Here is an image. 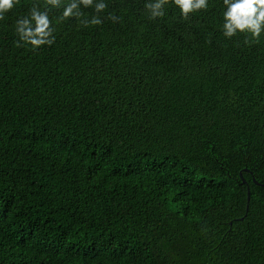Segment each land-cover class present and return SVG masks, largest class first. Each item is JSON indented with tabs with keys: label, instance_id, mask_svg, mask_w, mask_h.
I'll return each mask as SVG.
<instances>
[{
	"label": "trees",
	"instance_id": "trees-1",
	"mask_svg": "<svg viewBox=\"0 0 264 264\" xmlns=\"http://www.w3.org/2000/svg\"><path fill=\"white\" fill-rule=\"evenodd\" d=\"M69 2L51 45L15 31L44 0L0 20V264H264V33Z\"/></svg>",
	"mask_w": 264,
	"mask_h": 264
},
{
	"label": "clouds",
	"instance_id": "clouds-1",
	"mask_svg": "<svg viewBox=\"0 0 264 264\" xmlns=\"http://www.w3.org/2000/svg\"><path fill=\"white\" fill-rule=\"evenodd\" d=\"M20 0H0V20H4L5 13L11 11ZM170 0H156L155 3H146L145 9L149 12V18L155 19L164 16V5ZM62 0H44L45 11H40L37 4L33 3L27 15L17 19L15 31L19 40L30 44L34 49L42 45H51L55 41L52 27V21L48 16L47 6L59 8ZM184 18L190 13L206 10L208 0H171ZM80 6L84 8H94V12L102 13L107 4L103 0L94 3V0H70L63 7L62 14L57 18V22L70 17H81L83 13ZM224 11L222 13V33L226 38L235 36L238 32L245 33L251 38V41L258 42L262 33H264V0H223ZM107 19L118 22L119 17L109 13ZM85 26L101 25L103 20L99 15H93L90 20H81ZM250 40L246 38L245 43ZM17 46H21L17 42Z\"/></svg>",
	"mask_w": 264,
	"mask_h": 264
},
{
	"label": "water",
	"instance_id": "water-1",
	"mask_svg": "<svg viewBox=\"0 0 264 264\" xmlns=\"http://www.w3.org/2000/svg\"><path fill=\"white\" fill-rule=\"evenodd\" d=\"M254 182L257 183L255 180H254ZM247 200H248V190H246V204H247ZM246 206H245V208H246Z\"/></svg>",
	"mask_w": 264,
	"mask_h": 264
}]
</instances>
